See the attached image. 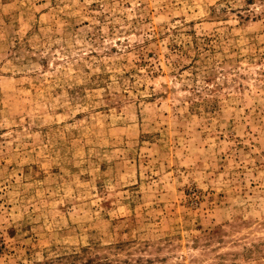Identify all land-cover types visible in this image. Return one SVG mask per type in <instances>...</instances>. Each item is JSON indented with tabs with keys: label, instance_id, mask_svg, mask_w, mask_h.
Returning a JSON list of instances; mask_svg holds the SVG:
<instances>
[{
	"label": "rangeland",
	"instance_id": "obj_1",
	"mask_svg": "<svg viewBox=\"0 0 264 264\" xmlns=\"http://www.w3.org/2000/svg\"><path fill=\"white\" fill-rule=\"evenodd\" d=\"M264 264V0H0V264Z\"/></svg>",
	"mask_w": 264,
	"mask_h": 264
},
{
	"label": "trees",
	"instance_id": "obj_2",
	"mask_svg": "<svg viewBox=\"0 0 264 264\" xmlns=\"http://www.w3.org/2000/svg\"><path fill=\"white\" fill-rule=\"evenodd\" d=\"M88 264H91V262H88Z\"/></svg>",
	"mask_w": 264,
	"mask_h": 264
}]
</instances>
